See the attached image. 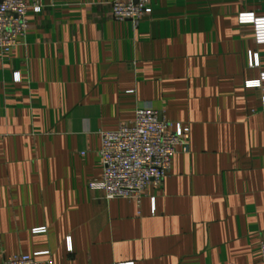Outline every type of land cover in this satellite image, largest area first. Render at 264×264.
<instances>
[{
  "label": "crops",
  "instance_id": "crops-1",
  "mask_svg": "<svg viewBox=\"0 0 264 264\" xmlns=\"http://www.w3.org/2000/svg\"><path fill=\"white\" fill-rule=\"evenodd\" d=\"M111 1L41 0L0 62V261L262 264L264 43L239 15L264 0H154L135 27ZM144 104L188 150L139 202L106 199L101 133Z\"/></svg>",
  "mask_w": 264,
  "mask_h": 264
},
{
  "label": "built area",
  "instance_id": "built-area-1",
  "mask_svg": "<svg viewBox=\"0 0 264 264\" xmlns=\"http://www.w3.org/2000/svg\"><path fill=\"white\" fill-rule=\"evenodd\" d=\"M154 0H113L111 17L116 21H129L135 27L140 18L148 14ZM41 0H0V62L15 47L27 29L26 12L39 11ZM239 22L250 23L257 43H264V17L241 13ZM250 66L258 63L249 59ZM14 79L20 81L19 73ZM264 73L259 79L247 81L246 87L261 88ZM264 90V88H262ZM158 111L150 105L137 107L132 121L121 123L117 129L101 133L100 159L102 175L97 184L106 199L127 198L139 202L149 185H160L167 173L177 147L188 150L190 128L180 122L159 120ZM36 229V232L44 231ZM261 261L264 264V239L260 242ZM39 254H48L42 252ZM0 264H42L35 257L20 254L7 257ZM43 264H52L47 259ZM118 264H134L125 262Z\"/></svg>",
  "mask_w": 264,
  "mask_h": 264
},
{
  "label": "water",
  "instance_id": "water-1",
  "mask_svg": "<svg viewBox=\"0 0 264 264\" xmlns=\"http://www.w3.org/2000/svg\"><path fill=\"white\" fill-rule=\"evenodd\" d=\"M158 117H159V120H161V119H162V116H161V114H160V113L158 114Z\"/></svg>",
  "mask_w": 264,
  "mask_h": 264
}]
</instances>
